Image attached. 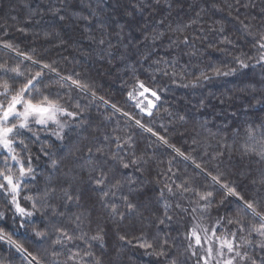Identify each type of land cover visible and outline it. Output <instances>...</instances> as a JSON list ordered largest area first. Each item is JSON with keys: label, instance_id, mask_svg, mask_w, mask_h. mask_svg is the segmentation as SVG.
Segmentation results:
<instances>
[{"label": "trees", "instance_id": "16d2710c", "mask_svg": "<svg viewBox=\"0 0 264 264\" xmlns=\"http://www.w3.org/2000/svg\"><path fill=\"white\" fill-rule=\"evenodd\" d=\"M261 35L264 0H0V65L19 66L25 73L18 79L11 72L0 73V82L7 80L12 88L8 95L48 64L56 72L43 69L39 93L34 90L30 98L59 97L78 113L75 118L61 116L67 125L62 139L52 135V125L35 123L13 137L15 152L25 166L30 156L34 169L23 179L17 199L34 215L19 216L10 195L0 190V264H71L68 256L77 252L78 260L84 257L81 264H197L186 234L195 223L212 230L218 220L217 235L231 238L236 231L237 243L250 240L251 246L241 251L261 264L264 237L250 234L260 220L244 207L250 202L264 215V158L251 150L264 139V50L256 45ZM238 60L248 67L241 68ZM215 69L235 71L215 76ZM201 73L210 78L202 79ZM69 76L88 89L60 79ZM137 81L160 96L151 116L128 98L139 89ZM250 129L255 139L249 138ZM116 136L123 144L119 150ZM127 137L131 147L124 143ZM114 152L124 162H140L124 169L111 159ZM6 160L18 174L6 152H0V169ZM102 160H107L102 165L108 173L105 187L121 184L107 198L108 207L94 183ZM184 181L213 194L210 203L201 201L208 203L207 212L192 211L195 193L181 195L176 189ZM127 203L135 206L133 211ZM58 230L72 241L56 243L62 234ZM36 232L45 235L40 238ZM94 236L102 239L91 240ZM144 242L153 247H139ZM162 250L164 255L154 254Z\"/></svg>", "mask_w": 264, "mask_h": 264}, {"label": "snow or ice", "instance_id": "6c2138e0", "mask_svg": "<svg viewBox=\"0 0 264 264\" xmlns=\"http://www.w3.org/2000/svg\"><path fill=\"white\" fill-rule=\"evenodd\" d=\"M103 41H101L102 43ZM184 43L188 42V38H184ZM256 45L259 49L264 50V35H261L260 38L256 41ZM5 47L12 48L11 44H6ZM23 55V54H21ZM25 59L32 60L31 56H26ZM261 61H264V55H261L260 57ZM241 68H246L248 65L244 63L243 61L238 60L237 61ZM34 64H38V61H33ZM43 69H48L51 72H56L55 68H52L48 64L42 65L41 71H37L34 75H31L30 78L26 80V82L22 83L19 88L15 90V92L12 95H8L12 88L7 80L0 82V88L3 89L2 92H0V96H3L6 103L3 101H0V148L7 151L11 161L14 162L16 166H18V174L14 173L12 171V168L8 166L7 160L5 161V169H0V177H2L3 182H0V190H4L7 195H10L11 197V204L14 205L16 213L21 217H31L34 215L33 212L26 210L25 208L20 206V203L17 199V197L20 194L21 191V184L25 177L32 176L34 169L32 167V161L31 157L29 156L27 159V166H25V160L24 158L15 152L14 150V141L13 137L18 136L21 134V130H31V124L35 122L37 125L41 126H47L49 123H53L57 125V128L60 131H55L52 133V135L56 136L57 139H62V131L67 126L65 123H61L60 119L58 117L60 116H67L75 118L78 113L69 111L67 107L64 106V103H62L61 98L56 97L53 98L50 95L47 94H41L39 96V99H36L35 102L33 101L32 97L34 94V90L36 93H39V89H37V84H39L42 81V78L44 76ZM235 69L229 70L227 72H222L220 69H215L214 75L215 76H227L231 75ZM13 73V79H18L20 77L25 76V73L20 71L19 66L14 68H8L5 65H0V73L7 74V73ZM167 74V73H165ZM175 75V73H173ZM201 78L204 80H208L210 77L208 75H205L204 73H201ZM62 81H71V85L75 86L77 89L81 91H85L88 89V85L86 83L81 82L80 80L72 79V77H61ZM139 89H142L143 91H130L128 93V98L130 100L137 101L138 98L143 97L147 99L145 96L146 93L151 92V96L154 97L156 100L160 99V96L158 95L157 91L150 90L147 88L143 82L137 81ZM63 86V85H62ZM187 86V85H185ZM93 96H95V93H93ZM76 107H79L77 104ZM113 109L116 111H120L116 108L115 105H112ZM136 107L140 110L141 113L147 114L148 116L152 115V110L156 107L153 100H148L147 107L145 108L143 105V100H138L136 103ZM22 109V110H20ZM123 115L127 116V113H123ZM183 119V117H181ZM13 120H16L17 123H12ZM135 124L141 128H143L147 132H153L151 128H145V126L141 123L140 120H135ZM35 135V133H33ZM153 135H158L157 133H153ZM264 136V134H262ZM159 140H161L163 143L167 144V140L160 136L158 137ZM249 138L255 139L253 131L249 130ZM105 140H109L108 136L104 137ZM116 148L119 150L123 147V144L120 142V137L116 136ZM131 137H127L124 141L125 144H127L129 147H131ZM19 143L23 145L24 149H27V145L24 143L23 140H20ZM252 151H255V153L262 158H264V139H261L256 143V147L251 149ZM179 155H183V153H180L179 150H176ZM91 153V150H89ZM97 152L100 153L101 156H103V153L100 149H97ZM186 159L188 157H185ZM111 159L113 161L119 160L120 166L124 169L129 168L132 165L139 164V160L136 158H133L130 162H124L122 157H119L115 152L113 153ZM107 160H102L101 162H98L96 165L97 168H99L98 171V178L94 181L96 188L100 191V200L104 204L105 207H108L107 204V198L111 194L112 196L116 195V191L121 188L120 181H117L116 184L112 185L110 188H106L108 173L103 170L102 165L106 164ZM52 164L55 165L56 161H52ZM199 167V165H197ZM213 181H217V177H212ZM188 184V181H184L181 184L176 185V189L180 192L181 195L188 192H194L197 196V200L195 201L196 207L192 209L193 212H196L198 209L201 212H207L208 210V203H210V199L212 197L211 192H198L196 189L186 186ZM226 188L227 185H224ZM167 190L169 193L173 192L172 187L169 185L167 186ZM129 191L131 192L132 189L130 188ZM229 194H235L232 189H228ZM67 195V193H65ZM161 196L163 197V190L161 191ZM125 202H127L128 197L124 196L122 197ZM25 199L31 200V197H25ZM67 199L69 201L72 200V197L69 195L67 196ZM201 201L208 202L204 205H201ZM36 207V202L33 201V208ZM127 207L129 211H133L135 206L131 203H127ZM169 205L165 204V209H167ZM177 207H180L179 204ZM244 207L251 211L252 215L254 217H259L260 224L259 227L252 226L250 229V234L252 232H255L259 234L261 237H264V215L257 212L254 205L250 202H245ZM186 211V210H184ZM167 215V213H165ZM2 215V213H0ZM111 215H116V205L113 204L111 207ZM79 219V217L77 218ZM121 219H123V215H121ZM168 219H171V217H168ZM222 219V218H221ZM163 220L160 221L161 224H163ZM229 224H232L233 221L229 220ZM238 225H240L239 230L243 231V225L241 224L240 220L235 221ZM221 221L218 220L215 225L212 226V232L211 236L208 235V229L205 228L200 223L193 224L190 231L186 234V239L190 241L189 243V249L192 252V256L196 258L197 264H246L248 260L252 261V264H257L256 260L249 256L247 251H241L242 248L251 246V242L248 239L241 238V242L237 243L236 236L237 232L233 231L231 233V238H228L227 233L222 235H217L218 227L220 226ZM23 223H21V227H23ZM61 231V238L56 241V243H62V241H72L73 237L68 235L67 232ZM203 233V236L201 235ZM35 235L37 237L42 238L45 234L41 232H36ZM4 236L0 235V239H3ZM80 239H84L83 236L80 237ZM102 237L100 236H94L91 237V240H101ZM120 239L123 241L125 239L124 236H121ZM10 240V238H9ZM191 241H194V243H191ZM203 241V243H202ZM11 242V241H10ZM218 244V247H214L213 243ZM167 244V240L164 241L163 244H161V249L164 248V245ZM204 244H207V248H204ZM103 246V245H101ZM262 249H264V241H262L259 245ZM20 247L19 245L17 246ZM139 247L144 249H150L153 247L151 243H140ZM196 249H200L203 252V255H198ZM22 250V249H21ZM157 256L164 255L163 250L154 253ZM79 256V253H71L68 256V262H71V264H81L84 257H80L79 260L77 257ZM85 257H91L92 254L90 252L84 253ZM35 259V258H33ZM67 264V262H66ZM96 264H99V261L96 262ZM173 264H176L175 261H173ZM261 264H264V258L261 260Z\"/></svg>", "mask_w": 264, "mask_h": 264}, {"label": "rangeland", "instance_id": "374dc122", "mask_svg": "<svg viewBox=\"0 0 264 264\" xmlns=\"http://www.w3.org/2000/svg\"><path fill=\"white\" fill-rule=\"evenodd\" d=\"M136 91H141V89H138V90H136ZM1 92V91H0ZM138 100H143V105H144V107L146 108L147 107V103L145 102V100H144V98L143 97H140V98H138ZM138 100L137 101H134V100H132L135 104L138 102ZM0 101H2V99L0 98ZM20 110H22V109H20ZM59 119L61 118V116L60 117H58ZM33 123H35V122H33ZM48 125H52L53 126V129H54V132L55 131H60L58 128H57V125L56 124H53V123H49ZM39 126H41V125H39ZM55 137V139L56 140H59V139H57V137L56 136H54ZM0 152H6L7 153V151L6 150H4V149H2V148H0ZM11 163H14L13 161H10ZM205 228H207V227H205ZM208 229V228H207ZM211 232H212V230H209L208 229V235L209 236H211ZM201 235L203 236V233H201ZM193 243H194V241H193ZM202 243H203V241H202ZM213 246L214 247H218V244H216L215 242L213 243ZM204 248H207V244H204ZM199 251H200V255H203V252L199 249Z\"/></svg>", "mask_w": 264, "mask_h": 264}, {"label": "water", "instance_id": "95a60500", "mask_svg": "<svg viewBox=\"0 0 264 264\" xmlns=\"http://www.w3.org/2000/svg\"><path fill=\"white\" fill-rule=\"evenodd\" d=\"M141 91H143V90L141 89ZM145 96L147 97V99L144 98V100H145L146 103L148 102V100H153L154 103H155V98L151 96V92L146 93ZM144 115L148 116L147 114H144Z\"/></svg>", "mask_w": 264, "mask_h": 264}]
</instances>
